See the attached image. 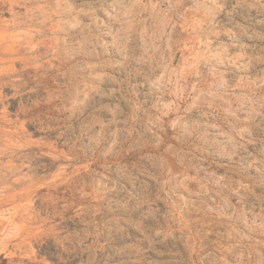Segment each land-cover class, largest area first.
<instances>
[{"label": "rangeland", "instance_id": "rangeland-1", "mask_svg": "<svg viewBox=\"0 0 264 264\" xmlns=\"http://www.w3.org/2000/svg\"><path fill=\"white\" fill-rule=\"evenodd\" d=\"M0 264H264V0H0Z\"/></svg>", "mask_w": 264, "mask_h": 264}]
</instances>
